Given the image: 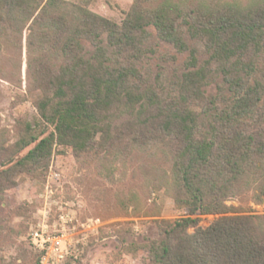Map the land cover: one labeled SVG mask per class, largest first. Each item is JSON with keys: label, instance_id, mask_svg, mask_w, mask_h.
<instances>
[{"label": "trees", "instance_id": "trees-1", "mask_svg": "<svg viewBox=\"0 0 264 264\" xmlns=\"http://www.w3.org/2000/svg\"><path fill=\"white\" fill-rule=\"evenodd\" d=\"M149 27L174 51L163 61L184 55L168 88L163 65L152 79L142 65L156 52ZM24 30L37 115L0 177L46 164L56 147L106 149L135 130L169 147L174 202L187 210L142 246L150 264H264V229L225 203L247 182L264 205V0L184 12L136 2L120 25L64 0H0V33L22 46ZM209 214L217 217L199 226Z\"/></svg>", "mask_w": 264, "mask_h": 264}, {"label": "rangeland", "instance_id": "rangeland-1", "mask_svg": "<svg viewBox=\"0 0 264 264\" xmlns=\"http://www.w3.org/2000/svg\"><path fill=\"white\" fill-rule=\"evenodd\" d=\"M64 1L120 25L136 2L147 10L165 2L184 12L224 6L246 9L262 0ZM148 29L152 33L149 44L156 52L145 57L142 65L150 68L151 79L163 65V85L168 88L184 55L163 61L165 53L174 51L156 38L152 27ZM25 36L26 30L20 46L13 35L0 33V162L15 153L24 123L33 122L37 115L34 96L28 91L32 70L27 69ZM32 57L39 59L36 53ZM214 89V85L208 87L210 92ZM113 140L106 149L82 153L56 147L46 164H28L7 178L0 177V264H40L41 252L29 240L35 229L45 230L46 236L63 233L60 251L67 250L68 255L60 258L53 252L54 264H150L142 246L159 239L163 222L187 216V210L174 202L178 189L170 149L165 142L142 139L131 129ZM225 203L229 214L253 216L264 229V205L256 200L255 183L246 182ZM216 217L201 215L198 225L207 226Z\"/></svg>", "mask_w": 264, "mask_h": 264}, {"label": "built area", "instance_id": "built-area-1", "mask_svg": "<svg viewBox=\"0 0 264 264\" xmlns=\"http://www.w3.org/2000/svg\"><path fill=\"white\" fill-rule=\"evenodd\" d=\"M63 233L46 236L45 230L35 229L29 233V240L34 248L41 252L40 264H54L52 253L58 252V257L64 258L67 256L68 251H60V242L62 240ZM71 255V254H70Z\"/></svg>", "mask_w": 264, "mask_h": 264}]
</instances>
